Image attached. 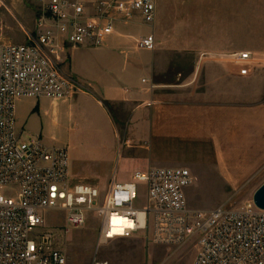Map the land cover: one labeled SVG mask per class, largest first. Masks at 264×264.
Wrapping results in <instances>:
<instances>
[{"label":"crops","instance_id":"obj_1","mask_svg":"<svg viewBox=\"0 0 264 264\" xmlns=\"http://www.w3.org/2000/svg\"><path fill=\"white\" fill-rule=\"evenodd\" d=\"M148 35L154 52L136 47ZM65 71L72 97L17 103V128L29 137L35 115L71 123L99 141L110 170L126 161L130 175L207 165L236 180L264 164V0H156L153 24L139 14L117 22L101 46L71 47ZM114 105L123 108L118 119ZM144 142L148 152L138 149Z\"/></svg>","mask_w":264,"mask_h":264},{"label":"built area","instance_id":"obj_2","mask_svg":"<svg viewBox=\"0 0 264 264\" xmlns=\"http://www.w3.org/2000/svg\"><path fill=\"white\" fill-rule=\"evenodd\" d=\"M39 1L36 40L27 34L26 44L0 42V264L67 263L45 228L50 211L65 213L67 233L83 228L94 213L102 244L134 238L148 228L156 246L197 239L193 264H264V210L254 202L239 209H191L187 190L195 178L186 167H151L125 182L115 176L106 192L72 184L68 148L23 139L16 122L20 100L58 101L75 94L74 82L59 66L65 45L97 48L119 21L128 24L136 14L148 25L156 19V0ZM136 47L154 52L156 39L141 37ZM249 60L248 53L237 56L238 62ZM141 185L146 188L142 206Z\"/></svg>","mask_w":264,"mask_h":264},{"label":"rangeland","instance_id":"obj_3","mask_svg":"<svg viewBox=\"0 0 264 264\" xmlns=\"http://www.w3.org/2000/svg\"><path fill=\"white\" fill-rule=\"evenodd\" d=\"M42 10L43 5L39 0H0V42L26 44L30 42L27 34L36 40V22ZM70 48L65 45L63 61L59 64L61 71L67 75L65 67L69 63ZM110 110L115 119L123 112L121 105H114ZM33 120L36 130L31 133V137L25 133L23 139L30 141L41 138L47 145L68 148L72 184H86L106 192L116 173L120 182L131 178V171L135 167L125 165L126 161L118 164L116 171L110 170L103 159L104 151H101L99 141L92 134L79 131L68 122L55 126L48 116L44 118L43 113L35 115ZM139 146L142 152H148L151 148L147 142ZM182 167L189 168L195 178L194 184L188 189V204L193 210H210L221 206L242 208L253 202L256 191L264 184V164L254 167L251 174L241 175L242 179L236 180L223 175L217 166ZM234 168L239 173L245 169L243 166ZM140 194L138 205L142 206L146 199L144 185L140 186ZM88 217L83 228L67 233L65 213L50 211L46 214L45 228L54 235L55 246L66 257V264H94L96 260H104L109 264H193L197 253L195 238L177 247L156 246L150 241V230L147 228L134 238L102 244L100 219L94 213Z\"/></svg>","mask_w":264,"mask_h":264},{"label":"water","instance_id":"obj_4","mask_svg":"<svg viewBox=\"0 0 264 264\" xmlns=\"http://www.w3.org/2000/svg\"><path fill=\"white\" fill-rule=\"evenodd\" d=\"M253 202L259 209L264 210V184L256 191Z\"/></svg>","mask_w":264,"mask_h":264},{"label":"bare ground","instance_id":"obj_5","mask_svg":"<svg viewBox=\"0 0 264 264\" xmlns=\"http://www.w3.org/2000/svg\"><path fill=\"white\" fill-rule=\"evenodd\" d=\"M143 217H144V216H143V215H141V218H142V219H143ZM141 223H142V225H144V221H143V220L141 221Z\"/></svg>","mask_w":264,"mask_h":264}]
</instances>
